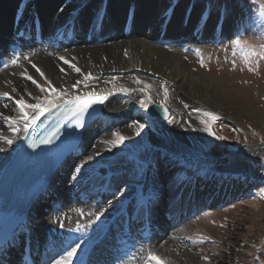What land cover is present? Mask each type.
Returning <instances> with one entry per match:
<instances>
[{
	"label": "bare ground",
	"instance_id": "obj_1",
	"mask_svg": "<svg viewBox=\"0 0 264 264\" xmlns=\"http://www.w3.org/2000/svg\"><path fill=\"white\" fill-rule=\"evenodd\" d=\"M37 1L38 5H36ZM64 1L65 0H35L33 2L32 0L31 4H26L25 9H27V11L25 14V9L23 8L22 12H18L22 10L20 8L22 0H0V40H5L6 44L11 43L12 34H14L12 28L15 24L16 18L20 16L21 13L23 15L20 20L22 18L26 20L29 19L31 11L41 14L45 27H49L50 30H53L52 24H55V26H63L73 18V15H75L77 11L80 10H76L77 8H73L69 4L61 9V5ZM139 2L138 10L135 2L128 5V10L125 9V6L123 7L121 5L109 8L110 3H108L109 9L107 20L106 23H104L105 28L102 31L103 37L106 38L104 39V42L106 43H103L102 45L86 43L85 40L77 39L81 38V36L79 37L77 34V38L69 41L71 44H68V46L65 44L63 45L65 47L73 45L77 46L76 48L72 49L70 47L71 49L69 48V50L66 51H55L53 48L48 51H41L39 55L32 56L30 61L22 62L19 66L8 72L0 73V94L5 92L9 93L8 97L0 95V113H2L3 116L18 118L14 125L17 130L14 132L12 128L8 126L9 122L0 117V136H5L13 141L12 144H8L5 140H0V147L4 148V151L0 152V172L11 157L15 145L25 131L23 114L19 111V107L15 103L16 100L22 98L23 102L32 104L38 102L34 97H42L40 93H35L36 91H34L33 85V87H31L29 82L27 83V76H32L37 79L36 82L44 87L46 92L55 89L58 93L64 94L59 99L55 100V105L68 98L89 93H104L109 97L105 106V115L86 132L82 145V151L94 150V153L98 150L99 155H94L93 159L88 160V162L81 168V171L85 174L84 178L76 177L75 179L69 180L68 175L66 176L61 184L62 187L60 186V188L63 189L59 194L60 196H64L65 194L68 195L70 189H80V191L87 190L88 181L95 178V174L99 170L101 163L105 160L107 153L115 150L121 145L116 144L113 146V144L108 143V141L116 140L117 137L113 135L116 132H119L122 136L126 137L125 141L130 144L142 142L140 139L142 136L152 135L155 137V139H152L153 151L159 149L163 150L164 143L167 145L173 143L174 145L177 144L193 148L188 143L189 135L186 133L185 129H182L181 127L173 126L172 129H166L168 132L167 134H162L160 136L156 135L155 131L162 128L159 124L164 121L153 119L146 115L144 112L145 108L141 107V101H144L147 106L151 103L165 104L170 111L169 120L171 119L173 110L179 111L178 106H181L179 99L186 101V106H191L186 110L190 116L194 115L195 109L203 106V109H205V107L208 109L211 108L223 113L226 112L227 114H229L230 111H233L235 117L240 116L247 118L250 121L256 119L255 115L257 111L252 108L253 102L256 100L251 96L252 94L245 95L237 88H230L227 79L217 81L205 77L204 75H196L192 73L183 56L172 52L170 53L165 48L160 47L158 45V39L161 32L165 29L166 22L161 20V24L156 27L153 23L157 21L156 19L160 15L156 3L154 6V2L150 0H141ZM71 4L74 5L73 2H71ZM131 6H134L133 10H135V14L133 13L134 20L131 19V22L134 25L132 28V35L126 37L123 30V33L120 35V37H122L120 38L118 34H120L119 32L122 31L121 29L125 26V23L127 22L126 19L130 20L127 13L131 10ZM74 7L79 6L74 5ZM92 7L93 6L90 5L83 10L81 9V14H79L75 20L77 31L80 33H86L88 28L89 32H94V29L90 28L95 20L93 16V9L95 8L93 7L92 9ZM179 18L180 13L174 17L171 25L168 27L169 30L166 33L167 35L169 34L170 36H173L175 31H179L180 34L186 29L182 28V22ZM58 19L60 20L59 24L56 23ZM191 23L192 21L190 18L188 26ZM28 25L29 22H27V31L24 33L21 32L23 34L22 38L26 41H33L34 36L28 34ZM113 26H115V28H112ZM208 27L209 24H206L205 27L201 26V28H206V30H208ZM32 31L33 33L35 32L34 26L32 27ZM198 31H201V29ZM212 32H209V34ZM118 39L120 40L116 41ZM125 51L127 52V55H125ZM61 57H64L70 63H65ZM33 65L36 67H33ZM71 65H75V68H78L80 71L77 72ZM37 68L40 69L39 72L37 71ZM41 72L44 73L43 76L40 75ZM138 72H141V74H138ZM142 72H144V74ZM21 73H24V75ZM89 73H117L120 74V77L101 81H88V77L85 81V76ZM150 74L156 76L153 77ZM63 76H68L66 77V79H68L67 82L62 80ZM49 81L51 82L50 84L48 83ZM162 83L165 84L164 87H162ZM73 85H76V87H73ZM154 86L158 87L155 88ZM121 88L128 89L129 91H121ZM165 88L168 90L167 99H164ZM36 89H38V87ZM141 89L144 90L141 91ZM25 92H29L31 96L29 97L28 95H25ZM74 92L77 93L74 94ZM54 97L50 100H53ZM5 105H7V107H5ZM41 106L45 107V111L49 109L46 104ZM26 110L27 107L24 109V112H26ZM32 117L33 115L31 116V114H28L29 121ZM169 120H167V122ZM133 121H139L145 125V127L139 131V135H137L138 126L130 127ZM165 138L166 140H164ZM174 152L175 151L173 150H169L164 153L165 155H168V167L175 166L180 162H177V156ZM73 161L74 159L69 160L68 166L71 165ZM168 167H166V169ZM166 169L160 171V180L162 183L164 182V179L168 177V173L170 172L169 168ZM117 175L120 174L118 173ZM101 177L108 179L112 177V175L110 172H106ZM145 177V179H148L146 175ZM203 178L204 177H199L197 182H189L186 185L187 187H190V190H193L192 194L195 195V198L197 199L202 198L205 192L210 191L211 188L209 187L208 182L212 181L213 183V180H211L212 178L209 180L206 178V181L201 182V179ZM118 179L114 180V182H117ZM56 181V178L52 181L50 190L47 194H51L52 187H55L54 184ZM119 181L121 182V179ZM143 181L144 177H141V181H139V179L133 180L126 178V181L123 182L126 189H121L118 183L113 184L107 181L104 185L114 187L117 190V194L111 200L100 205L101 208L95 211H91L87 206H83L80 201L81 197L75 198V202L78 204L77 208L70 209L69 205H63V209H60V213H57L56 211L59 208L58 205V208L52 212L49 219H42L37 223L36 228L31 234V238L38 239L45 244L47 234L45 231L49 229L48 232L52 233L53 230L59 228L61 224L66 231H74L78 236V240L70 238L67 240L68 245L72 247L80 241H84V246L83 248L79 247L77 249V253L72 258V264L77 257L83 255L86 247L100 235V232L107 223V219L115 215L125 203L136 199V197L137 201H140L147 196H151L150 200H153L154 196L152 195H156L158 196V202L161 198H164L165 191H163V188V192L158 193L157 191H161V187L156 189L153 187V185L156 186L154 179H152L148 185H146L147 181L146 184ZM214 183L216 184V182ZM215 184L214 186H216ZM83 185L84 187H82ZM183 185H185V183ZM203 187L204 190L202 193H204L199 196V191H201ZM96 188V185H92L90 190L85 191L83 194L94 195L97 191L101 192L102 190H105V187L103 186L99 188V190H96ZM144 190L146 191L143 192ZM52 198L53 195L51 199ZM66 198H68V196ZM173 202L174 201L171 203ZM165 208L166 206L164 209ZM173 208H177V205H174ZM74 209L77 210V213H75ZM164 209L162 200L157 206V212L161 210L163 211ZM80 211H83L84 217H89V221L81 220L82 218L79 216ZM171 212L173 215L178 212L175 218L179 220L185 215L180 209H171L169 213ZM100 213L103 214L100 215ZM159 214L161 215V213ZM163 214L164 212H162V215ZM97 216L102 220L99 224L97 223ZM29 217L32 219L31 215ZM46 222L50 224H46ZM77 222H80L79 225ZM157 222L159 223L160 220ZM181 224L178 223L177 226H180ZM115 227L117 229L116 231L121 233V226L119 227L116 225ZM65 235H67L66 232ZM169 237L170 236H167L166 238ZM59 241L60 237H55V242L57 243ZM158 241V249L161 246L164 247L163 251L165 253L158 254L155 251L154 246L151 245V250L149 252L155 253L156 258L149 259L147 254V257L137 260V264H185L189 255L183 254V252L173 244L171 246L170 243H162L161 239ZM101 246L109 247V244L103 242ZM55 250L56 253L50 254L49 260L46 264H55V261L59 260L60 257L64 255L59 248H55ZM189 258L192 260L191 257Z\"/></svg>",
	"mask_w": 264,
	"mask_h": 264
},
{
	"label": "rangeland",
	"instance_id": "obj_2",
	"mask_svg": "<svg viewBox=\"0 0 264 264\" xmlns=\"http://www.w3.org/2000/svg\"><path fill=\"white\" fill-rule=\"evenodd\" d=\"M139 1L141 0H79L75 5L80 6L82 3L99 10L110 3L109 8L121 5L128 10V5L135 2L138 10ZM150 1L154 2V6L156 3L158 12L162 10L172 17L180 13V20L185 14L191 15L192 23L179 34L180 41L177 42L189 45L190 53L183 54L180 49H169V52L183 56L192 73L217 81L227 79L230 88H237L245 95L252 94L256 100L252 107L257 111L256 119L250 121L240 116L235 117L233 111L227 114L211 108L203 109V106L195 109L194 115L190 116L186 110L191 106H186V101L179 99L181 105L178 106L179 111L173 110L171 122L170 120L161 122L159 125L162 128L155 131V134L160 136L168 133L167 128L181 127L189 135L188 143L193 148L164 143L163 150L153 151L152 139L155 137L152 135L142 136L140 138L142 142L137 144H130L124 140L115 150L107 153L95 177L98 178L106 172L113 175L119 172L123 181L126 178L141 181V177H144L143 182L146 184L147 181L146 185L154 179L156 186L153 187L155 189L161 187V191L157 192L165 191V198L162 199L163 209L168 200L171 203L180 199L175 209L179 208L186 213L185 216L181 215L183 216L181 219L185 221L171 231L169 238H162L161 241L165 244L170 243L171 246L173 244L183 254L189 255L192 260L187 257L185 264H264V193L261 192V189H264V56L251 55L246 60L241 47L233 44V41L239 38L241 46L246 51L250 48L264 51V15H261L264 0ZM69 5L73 7L71 3ZM94 16L97 17V13H94ZM202 23L209 24L208 30L204 28V31L201 28L206 34L193 37L194 26ZM182 28L185 26L182 25ZM218 28L219 32L223 31L224 34L219 35ZM121 30L119 37L124 28ZM66 77L63 76L64 82L68 81ZM116 77H120V74L92 73L88 81ZM26 80L31 87L34 86L35 93L42 95L39 101L41 105H45L46 101L58 93L53 89L41 92L39 88L36 89L38 83L33 84V80L37 79L29 80L26 77ZM162 85L165 86L164 83ZM27 93L24 94L30 97V93ZM26 112L31 116L36 115L31 108H27ZM205 112L216 113L219 119L212 120L211 117L205 116ZM202 120L208 123H201ZM206 128H210L211 131H207ZM218 137L225 139L221 140ZM169 150L175 151L176 160L180 161L175 166L168 167V155L164 153ZM91 151H82L84 154L76 158L58 177L57 184H62L67 175L69 180L74 176L84 178V172L80 170L76 173L75 170L88 162L89 156L94 157L98 153V150L94 153V150ZM166 167L170 172L162 183L160 171ZM184 170L190 173L185 177L186 185L191 179L197 182L198 175L204 176L201 182L206 181V178L208 180L212 178L213 183L208 182L210 191L203 192L202 198H195L193 190L184 187V182L181 181L185 176ZM145 175L148 179H145ZM93 181L90 179L88 184L91 185ZM120 188L126 189L124 184ZM203 190L204 187L199 191V196L203 194ZM166 208L158 213L162 214ZM205 237L207 239H204ZM158 243L159 241L154 245L155 251L158 254L165 253L164 247L158 249Z\"/></svg>",
	"mask_w": 264,
	"mask_h": 264
},
{
	"label": "snow or ice",
	"instance_id": "obj_3",
	"mask_svg": "<svg viewBox=\"0 0 264 264\" xmlns=\"http://www.w3.org/2000/svg\"><path fill=\"white\" fill-rule=\"evenodd\" d=\"M261 15H264V5L261 6ZM233 44L237 45V46H240L241 47V51L242 52H245V59L247 60L249 56L251 55H256V56H264V51H257L255 48H250V50L246 51L245 48L242 45V42L239 38H237L236 40L233 41ZM125 55H127V52L125 51ZM19 56H14V58L11 60V63L13 64H16L17 61L19 60ZM27 58V57H25ZM61 59L64 60L65 63H70L68 60H66L64 57H61ZM73 68H75V65H71ZM33 67H36L35 65H33ZM75 70L77 72H79L80 70L78 68H75ZM250 70H252L250 68ZM37 71L39 72L40 69L37 68ZM22 75H24V73H21ZM41 76L44 75L43 72L40 73ZM91 74H87L85 76V81L88 79V77L90 76ZM27 79L29 80H33V77L32 76H27ZM33 83H36L35 80H33ZM49 84L51 83L50 81L48 82ZM77 83H80V82H77ZM139 83V81H138ZM37 87L40 89L41 92H44L46 91V89L44 87H42L41 85L37 84ZM73 87H76V85H73ZM150 87V86H148ZM144 89H141V91H143ZM53 91H55V89H53ZM121 91H129L128 89H124V88H121ZM0 95H3L5 97H8L9 96V93L5 92V93H2ZM31 95V94H29ZM62 95H64L63 93H57L56 96L54 97L53 100H50V101H46V106L47 108H52V107H55V100L56 99H59ZM167 95H168V90L165 88L164 90V99H167ZM34 99H36L38 102L36 104H27L26 102H23L22 98L20 100H16V105L19 107V111L23 114V120H24V130L27 131L28 130V127H29V124L30 123H35L37 120H39L40 116L44 114V111H45V107H42L41 106V103L39 102L41 100L40 97H34ZM107 99V97H89L87 99L85 98H82V97H75L74 99L70 100V101H67L65 104H64V108L70 112L72 115L74 116H83L87 113L88 109L95 103H104V101ZM141 104V107L142 108H146L147 105L144 103V101H141L140 102ZM5 107H7V105H5ZM31 108L35 111L36 115L32 117V119L29 121L28 120V114L26 112H24V109L25 108ZM165 112L167 113V109L165 108ZM205 116L207 117H211L212 120H216V119H219L218 115L216 113H213V112H205ZM0 117H2L5 121L9 122V127L12 128V130L15 132L17 129L14 127V125L16 124L17 122V119L18 118H14V117H10V116H3L2 113H0ZM171 122V120L169 121ZM201 123H204V124H207L208 121L206 120H202ZM81 128L84 127V124L83 122L80 123L79 125ZM132 126H138L137 127V135H139V131L142 130L145 125L140 123L139 121H133L132 125H130V127ZM207 131H211L210 128H206ZM113 135H115L117 137L116 140L114 141H108V143H111L113 144V146H115L116 144H119V143H123V141L126 139V137L122 136L119 132H116L114 133ZM218 139H225L224 137H218ZM0 140H5L8 144H12V140L10 138H7L5 136H0ZM42 143H45V144H48V143H51V138L50 137H45L44 140L42 141ZM35 146V145H33ZM4 151V148L0 147V152H3ZM97 155H99V153H97ZM93 157L92 156H89L88 157V160H92ZM87 163V161L85 162ZM83 167V165H81L80 167L76 168V173H79L81 168ZM76 177L74 176L73 179H75ZM261 192L264 193V189H261ZM103 213H100V215H102ZM97 219H99V216H97ZM61 227H63V225L61 224ZM204 239H207L206 237ZM80 247V244L77 243L75 244V246H72L70 247L69 249H67L65 251V254L62 255L60 257L59 260H56L55 261V264H71V261H72V258L73 256L77 253V249ZM148 258L149 259H154L156 258V255L155 253L153 252H149L148 253Z\"/></svg>",
	"mask_w": 264,
	"mask_h": 264
},
{
	"label": "water",
	"instance_id": "obj_4",
	"mask_svg": "<svg viewBox=\"0 0 264 264\" xmlns=\"http://www.w3.org/2000/svg\"><path fill=\"white\" fill-rule=\"evenodd\" d=\"M158 108H159V107H158ZM157 113H158V115H159V116H161L162 118H167V116H168V113L166 114V116H165V115H162V113H161V112H160V113H159V112H157Z\"/></svg>",
	"mask_w": 264,
	"mask_h": 264
}]
</instances>
